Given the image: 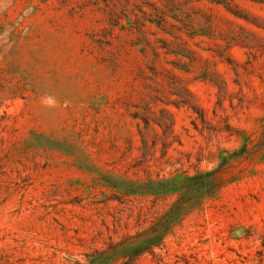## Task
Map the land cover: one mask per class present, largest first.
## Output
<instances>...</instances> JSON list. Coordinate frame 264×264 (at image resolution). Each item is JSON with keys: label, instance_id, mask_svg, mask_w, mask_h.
<instances>
[{"label": "rangeland", "instance_id": "374dc122", "mask_svg": "<svg viewBox=\"0 0 264 264\" xmlns=\"http://www.w3.org/2000/svg\"><path fill=\"white\" fill-rule=\"evenodd\" d=\"M228 3L0 0V264H264V3Z\"/></svg>", "mask_w": 264, "mask_h": 264}, {"label": "trees", "instance_id": "16d2710c", "mask_svg": "<svg viewBox=\"0 0 264 264\" xmlns=\"http://www.w3.org/2000/svg\"><path fill=\"white\" fill-rule=\"evenodd\" d=\"M215 3L218 4H222L229 12H231L233 15L237 16V17H241V18H245L246 20H249L248 17H246L245 15H241V13L239 11H237L236 9H234V7L230 6L228 3V0H211ZM253 2H260V3H264V0H251ZM146 125H148L149 123L147 121H144ZM195 177H198L200 180L199 182L195 183V189L198 193V195L202 194L203 190H205V182H210L211 183V187L214 184L213 188L209 189V193L206 194H213L218 188H219V183H217V170L216 169H212L209 171H204V172H200L198 173ZM193 178V177H192ZM191 178V179H192ZM204 183V184H203ZM130 188H132L130 191H128L129 193H138V194H152L155 196H163L166 195L168 192L171 191H179L180 187L176 186V187H170L168 186L167 182H153V181H147V182H141V183H131L129 184ZM180 193V199L175 203L174 205V210H171L170 214L167 215V220L165 221V225H164V229L163 230H168L172 220L176 217V216H180L181 214L185 213V211H187V208L192 207L193 203H190L188 198L186 197L189 193H185L186 195H182L181 192ZM184 194V192H183ZM182 196V198H181ZM157 233H159V231H157ZM161 237V235H160ZM152 239L143 242L142 244H139L135 247H131L132 251V255L130 257V259L128 260L130 263H132L134 261V258L141 252L143 251H147L149 249H151V247L154 245V243L151 241Z\"/></svg>", "mask_w": 264, "mask_h": 264}]
</instances>
